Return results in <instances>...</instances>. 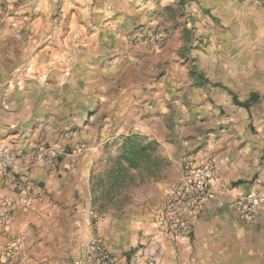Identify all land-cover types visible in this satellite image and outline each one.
Returning <instances> with one entry per match:
<instances>
[{
    "label": "crops",
    "instance_id": "0c3cea01",
    "mask_svg": "<svg viewBox=\"0 0 264 264\" xmlns=\"http://www.w3.org/2000/svg\"><path fill=\"white\" fill-rule=\"evenodd\" d=\"M74 1L80 4L68 7L72 23L100 12L110 13L104 20L111 23L122 18L120 13L140 12L156 3L165 11L170 26L177 22L183 30L186 20L195 16L196 38L167 42V51L175 44L178 49L183 46L192 59L186 60V68L181 70L183 81L176 85L177 95L167 97L173 110L167 109L166 121L182 125L177 179L182 163L211 160L216 167V198L192 216L187 234L158 237L152 212L165 201L172 181H150L144 196L123 210L103 211L98 215L97 228L92 229L91 218L84 212L90 205L80 196L89 197L92 163L85 157L75 161V155L67 153L58 168L49 171L34 150V142L66 148L76 145L71 144L75 138L60 135L51 124L56 117L70 116L76 105L62 107L59 98L49 94L52 84L46 85V95L36 106L16 102L15 89L8 87V81L19 75L20 68H16L17 63L8 67V56L13 58L12 44L18 39L9 29L8 0H0V140L13 151L25 149L19 167L28 169L32 180L30 189L24 191L23 176L14 170L0 171V212L5 200L20 199L13 217L6 224L0 220V260L6 247L23 232V248L8 264L18 262L21 253L27 251L38 261L74 264L93 235L102 239L116 264H136L137 254L144 256L139 264H147V259L155 264H264V204L252 222L244 221L235 205L239 194L264 190V0H195L196 5L189 0ZM47 48L40 53H48ZM42 72L52 76V70ZM130 92L140 93L136 89ZM123 98V93L112 98L111 103L94 111V116L106 123L132 121L135 115L128 109L131 102L126 101V105ZM42 117L46 119L41 122L38 119ZM150 118L157 122L155 114ZM122 130L107 141L137 133ZM164 133L161 138L168 131ZM144 134L157 138L160 133L153 125ZM165 147L164 155L172 160L174 147ZM66 233L73 235L80 250L73 255V263L62 236ZM73 243L68 241L69 246Z\"/></svg>",
    "mask_w": 264,
    "mask_h": 264
},
{
    "label": "rangeland",
    "instance_id": "374dc122",
    "mask_svg": "<svg viewBox=\"0 0 264 264\" xmlns=\"http://www.w3.org/2000/svg\"><path fill=\"white\" fill-rule=\"evenodd\" d=\"M75 2L8 0L9 29L18 39L12 44L14 54L13 58L8 56V67L17 63L16 68H20L19 75L8 81V87L15 89L16 102L22 101L24 105L27 101L29 105L36 106L46 95V85L52 84L49 94L58 97L62 107L76 105L75 109L71 108L70 116L56 117L51 124L60 135H70V140L75 138L71 144L76 145L66 148L68 153L75 155V161L85 157L92 163L89 197L80 196L100 216L103 211L128 208L138 196L149 191L146 183L150 181L166 179L172 181V185L178 181L180 161L177 155L182 150L178 135L182 125L166 121L167 109L169 112L173 110L168 106L170 101L167 97L177 95L176 85L183 81L181 70L186 68V60L191 61L192 58L187 56L183 46L178 49L175 44L169 51L166 46L168 40L196 38L198 22L195 16H190L183 30L180 24L176 25L177 22L170 26L165 11L156 3L140 12L120 13L122 18L111 20L114 21L111 23L104 20L111 15L105 12L94 13L86 20L76 19L72 23L67 11ZM189 2L196 5L195 0ZM147 32L161 34L165 40L164 47L158 49L133 41L136 34ZM45 46H48V53H40ZM25 48H28L27 52ZM52 50H55L54 56L51 55ZM42 69L52 70V76L43 74ZM56 84H59L58 89ZM19 88L21 92H16ZM134 89L140 93L132 94L130 91ZM122 93L126 105V101L131 102H128V109L135 115L132 121L126 124L106 123L101 117L94 116V111ZM153 114L158 117L156 123L150 118ZM42 119L46 117L38 120ZM153 125L160 133L157 138L144 134ZM121 127L123 133L137 132V141L143 145L152 143L154 149L149 150L150 158L143 159L139 167H129L118 175L114 166L124 151V138H121L124 134L118 137L120 140L107 139ZM165 131H168L167 136L161 138ZM166 144L174 147L172 160L164 155ZM155 157L162 161L157 172L152 173V159ZM62 236L70 248L68 256L73 263V255L80 251L77 250L79 246H75L77 241L68 233ZM68 241L74 243L69 246ZM72 248L74 251L70 252Z\"/></svg>",
    "mask_w": 264,
    "mask_h": 264
},
{
    "label": "built area",
    "instance_id": "2783aa9c",
    "mask_svg": "<svg viewBox=\"0 0 264 264\" xmlns=\"http://www.w3.org/2000/svg\"><path fill=\"white\" fill-rule=\"evenodd\" d=\"M133 41L138 44H145L161 49L165 45V40L157 32H147L136 34ZM35 156L44 164L47 170L55 171L61 158L67 155L66 146L58 145L53 147L45 143L34 144ZM25 153L24 148L17 151L9 149L0 140V171H17L23 176V190L27 191L32 185V180L28 169L19 167V158ZM216 181V167L213 161L204 162L187 161L183 165L182 174L179 180L167 191L165 201L162 205L153 209L152 216L157 228L155 236L168 237L171 235L187 234L191 230V218L200 210L207 201L216 198L214 184ZM31 198L28 197V200ZM20 199H7L3 203L0 220L6 224L13 217L14 210ZM264 204V190L251 189L236 197L235 205L240 217L244 221L255 220L259 207ZM84 212L91 218V228L98 226V213L87 207ZM25 234L20 232L11 242L9 247L2 252L0 264H8L23 248ZM144 261L142 254H137L135 263ZM147 264H155L154 260L147 259ZM116 258L106 249L102 239L93 235L87 243L86 248L75 259L74 264H116ZM14 264H54L49 261H38L34 259L30 251L23 252L19 261Z\"/></svg>",
    "mask_w": 264,
    "mask_h": 264
},
{
    "label": "trees",
    "instance_id": "16d2710c",
    "mask_svg": "<svg viewBox=\"0 0 264 264\" xmlns=\"http://www.w3.org/2000/svg\"><path fill=\"white\" fill-rule=\"evenodd\" d=\"M136 134L124 137L122 155H119L114 166V171L119 175L125 172L129 167H139L143 159L150 158L149 150L153 151L154 147L151 144L143 145L137 141ZM151 170L156 173L161 166V158L155 157L152 159ZM123 162V163H122Z\"/></svg>",
    "mask_w": 264,
    "mask_h": 264
}]
</instances>
